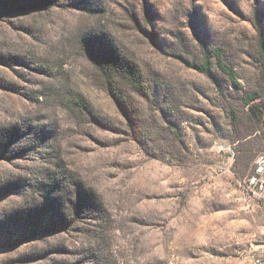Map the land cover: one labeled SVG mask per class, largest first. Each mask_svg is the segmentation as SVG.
I'll list each match as a JSON object with an SVG mask.
<instances>
[{"label": "rangeland", "instance_id": "1", "mask_svg": "<svg viewBox=\"0 0 264 264\" xmlns=\"http://www.w3.org/2000/svg\"><path fill=\"white\" fill-rule=\"evenodd\" d=\"M261 44L264 0H0V264H264Z\"/></svg>", "mask_w": 264, "mask_h": 264}, {"label": "trees", "instance_id": "2", "mask_svg": "<svg viewBox=\"0 0 264 264\" xmlns=\"http://www.w3.org/2000/svg\"><path fill=\"white\" fill-rule=\"evenodd\" d=\"M202 47H203L202 48L203 61L201 63H196V62L190 63L189 64L190 68L210 78L213 84L216 86L217 90L222 93L224 91L223 86L213 71V58L215 57L216 63L219 69L229 77V79L232 81V83L235 86L240 87V83L238 82V79L236 78L234 72L228 69L226 65V62L223 56V49L217 46L214 48H210L206 44L202 45ZM260 49L262 52L264 49V45L261 44ZM260 96H261V92L255 91L254 94L247 96V100L249 101V103H254L256 99L259 98ZM256 109L257 111L264 114V111L260 107ZM253 171H254V168H253Z\"/></svg>", "mask_w": 264, "mask_h": 264}, {"label": "built area", "instance_id": "3", "mask_svg": "<svg viewBox=\"0 0 264 264\" xmlns=\"http://www.w3.org/2000/svg\"><path fill=\"white\" fill-rule=\"evenodd\" d=\"M246 187L249 195L264 208V153L257 156L254 171L249 176Z\"/></svg>", "mask_w": 264, "mask_h": 264}]
</instances>
